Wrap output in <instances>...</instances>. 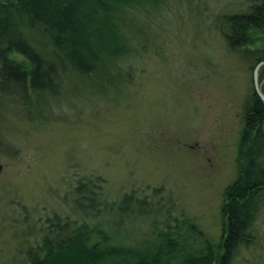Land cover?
<instances>
[{
	"label": "rangeland",
	"instance_id": "374dc122",
	"mask_svg": "<svg viewBox=\"0 0 264 264\" xmlns=\"http://www.w3.org/2000/svg\"><path fill=\"white\" fill-rule=\"evenodd\" d=\"M244 7V0H179L142 9L144 34L122 62L133 83L74 93L75 80H65L47 107L23 112L34 120L12 107L0 85V264H27L26 251L55 217L80 220L73 187L85 176L108 199L133 191L153 200L138 206L140 218L169 197L173 213L183 209L219 240L253 69L228 51L214 22ZM85 196L79 204L88 209L95 200ZM139 225L148 230V221ZM251 233L231 264H264V209Z\"/></svg>",
	"mask_w": 264,
	"mask_h": 264
},
{
	"label": "trees",
	"instance_id": "16d2710c",
	"mask_svg": "<svg viewBox=\"0 0 264 264\" xmlns=\"http://www.w3.org/2000/svg\"><path fill=\"white\" fill-rule=\"evenodd\" d=\"M176 1L0 0L3 93L34 120L23 112L32 104L47 107L48 95L65 80H75L74 93L132 84V72L122 62L144 34L139 11H158ZM244 3L242 10L218 14L214 28L228 51L254 69L264 61V0ZM258 83L264 94V64ZM237 160L236 176L223 189L217 242L183 209L173 213L169 197L155 201L150 216L140 218L138 206L148 199L133 191L108 199L96 179L85 176L73 187L80 220L55 217L26 251L27 264H231L238 248L252 241L251 227L264 209V101L253 84L243 101ZM160 188H153L154 194ZM86 194L95 200L88 209L79 204ZM143 221L148 230L140 227Z\"/></svg>",
	"mask_w": 264,
	"mask_h": 264
},
{
	"label": "water",
	"instance_id": "95a60500",
	"mask_svg": "<svg viewBox=\"0 0 264 264\" xmlns=\"http://www.w3.org/2000/svg\"><path fill=\"white\" fill-rule=\"evenodd\" d=\"M264 64V61L259 62L255 68L253 69V86L256 91V93L259 95V97L264 101V94L262 93L260 89V84L258 83V68Z\"/></svg>",
	"mask_w": 264,
	"mask_h": 264
}]
</instances>
